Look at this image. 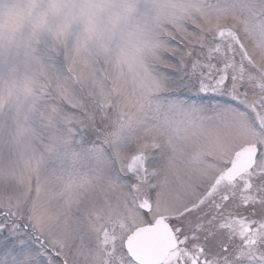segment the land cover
Returning a JSON list of instances; mask_svg holds the SVG:
<instances>
[{
	"label": "snow or ice",
	"instance_id": "1",
	"mask_svg": "<svg viewBox=\"0 0 264 264\" xmlns=\"http://www.w3.org/2000/svg\"><path fill=\"white\" fill-rule=\"evenodd\" d=\"M202 11L161 41L136 114L76 118L0 188V264H264V3Z\"/></svg>",
	"mask_w": 264,
	"mask_h": 264
},
{
	"label": "rangeland",
	"instance_id": "2",
	"mask_svg": "<svg viewBox=\"0 0 264 264\" xmlns=\"http://www.w3.org/2000/svg\"><path fill=\"white\" fill-rule=\"evenodd\" d=\"M233 2L0 0V188H26L29 162L70 145L76 118L136 114L161 41L209 23L202 9L229 13ZM244 16L249 26L259 19Z\"/></svg>",
	"mask_w": 264,
	"mask_h": 264
}]
</instances>
